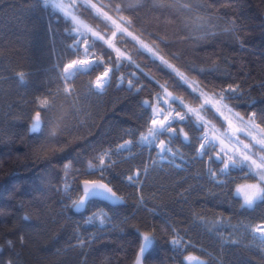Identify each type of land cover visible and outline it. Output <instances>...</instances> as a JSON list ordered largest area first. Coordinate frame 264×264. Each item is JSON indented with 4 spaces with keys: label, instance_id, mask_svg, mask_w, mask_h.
Returning <instances> with one entry per match:
<instances>
[{
    "label": "trees",
    "instance_id": "16d2710c",
    "mask_svg": "<svg viewBox=\"0 0 264 264\" xmlns=\"http://www.w3.org/2000/svg\"><path fill=\"white\" fill-rule=\"evenodd\" d=\"M88 1L104 5L102 11L118 24L121 17L131 20L122 26L204 92L238 86L224 93L225 102L246 119L255 112L264 128V0H181L190 12L179 10L174 0ZM79 13L92 30L112 37L115 29L94 10L80 7ZM198 16L207 21L202 29ZM72 27L38 0H0V264H134L141 232L155 237L144 264H185L189 255L204 264H264L259 241L243 227L264 221V203L241 208L242 197L235 195L238 185L255 181L240 179L238 169L226 176L216 154L210 153L212 161L199 154L202 133L194 118L177 122L189 140L173 138L175 156L162 159L156 148L139 141L138 133L150 126L144 101L154 104L166 88L199 107L198 93L118 33L114 43L132 62L122 59L102 92L92 85L100 68L74 78L73 95L64 94L60 66L78 58L71 55L77 39ZM107 51L112 50L97 42L96 55L105 62ZM49 93L54 108L47 117L41 111L44 123L31 131L39 110L35 101ZM205 112L224 127L211 108ZM126 140L133 141L131 151L113 155L103 178L89 168L99 153ZM136 170L140 183L133 184L126 177ZM84 179H103L125 203L94 199L81 210L73 208ZM100 212L107 215L104 224L89 222ZM176 237L186 246H174Z\"/></svg>",
    "mask_w": 264,
    "mask_h": 264
},
{
    "label": "snow or ice",
    "instance_id": "6c2138e0",
    "mask_svg": "<svg viewBox=\"0 0 264 264\" xmlns=\"http://www.w3.org/2000/svg\"><path fill=\"white\" fill-rule=\"evenodd\" d=\"M38 3L42 4L45 8L50 7L53 11L60 13L73 26L72 31L81 37L80 39H76L70 46L71 49H74L71 55L78 58L71 59L68 63L60 66L61 80L64 85L62 91L64 94L73 95L71 82L74 78L82 74H91L100 68H103L104 71L101 76H98L95 81L92 82V85L97 92H102L110 82V73H115L116 69L121 66L122 59H126L129 63L132 62L131 57L125 56L120 48L115 47L110 40H105L104 36L100 35L98 32L91 31V29L83 24L80 19L81 14L79 13V8L84 7L88 10H94L95 17L114 25L115 30L112 32V37H115L117 32L132 36V33L128 32L127 27L122 26V24L131 25V20L121 17L122 24H117L106 12L102 11L103 7H105L104 5L97 8L96 4L85 3L84 0H80L79 5L75 0H67V2H65V0H38ZM174 3L181 11H192L189 3H182L181 0H174ZM129 7H136V5L130 4ZM117 11H120L118 7ZM196 20L200 21L196 26L201 29L207 23V21L199 16ZM194 23L196 22L194 21ZM88 33H90L91 39ZM133 39H136V37H133ZM97 42H102V45H106L108 49L112 50L104 53L108 56L107 62H105L102 57L96 55L95 48ZM141 47L151 53L152 56L158 59L166 68L171 69L181 85L191 87L194 83L189 81L183 73L179 72L173 65L169 64L168 61L160 57L152 48L143 44V42H141ZM113 51L116 53L115 56H113ZM93 57L95 58L93 59ZM108 64H113V67H108ZM19 76L23 78L24 74L19 73ZM121 80H123V77H121ZM127 83L129 87L133 86V82L130 79ZM161 87L163 88V86ZM191 90L194 93H198L197 99L203 98L200 109L187 108V112L177 110L173 107V104L176 101H180L182 104L183 101L181 97L173 96L171 93L167 92L166 88H163V95L160 93L156 95L157 105L159 101L164 100L166 108L159 106L153 107L151 102L144 101V105L151 113L148 116L151 126H147L145 132L138 133L139 141L149 147L154 146L157 148V154L160 155L162 159L166 158L165 154L175 156L176 153L173 152L172 147L169 146L173 138L182 136L184 141L187 142L189 140L188 134L183 131V128H180L179 131L177 130V122L193 121L194 118V126L202 133L199 137V140L203 141L199 143V154L201 156L207 155L208 159L212 161L214 158L210 152H215V159H219L220 163L223 164V167L219 168L220 173L230 176V171L232 169H238L241 173L240 179H251L255 181L251 184L245 183L236 187L235 195L242 196L243 202L240 205L241 208L253 209L256 205L264 203V155L260 154L264 153V128H261L260 125L256 123V113H251L248 119L245 120L239 113H235L229 108L228 104L225 102L224 93H235L238 91V86L233 87L232 85H228L227 88L223 89L221 92L212 93L211 97L198 87H192ZM51 95L53 94L49 93L47 96L38 97L35 101L39 110L35 112L32 119L31 128L34 132L39 131L44 123V119L41 117V111H43L45 117H47L48 113L54 108V103L48 99V96ZM210 108H214L215 112L218 113L220 117H223V120L227 122L228 129L231 130V134H229L228 131L218 134L214 126L204 119L201 115V111H207ZM173 112H175V115L172 114ZM226 112L228 115L225 114ZM232 117L235 118L236 124L233 123ZM237 124L239 126H237ZM238 133H243L245 137H250L253 143H244ZM161 136H166L169 143L160 139ZM225 140L228 141V144H225ZM132 144V140H126L124 143L117 145L115 150H103L96 157L97 163L89 162V168L98 170V174L103 178L105 169H110L114 163L111 157L116 153L131 151ZM229 145H232V147H229ZM217 148L219 149L218 152L216 151ZM144 171L147 172V168H145ZM209 171L212 173L213 177L216 178L217 173L212 169ZM139 175L140 170H136L133 175L127 176L126 179L133 184H138L140 181L134 177H138ZM218 182L221 184L224 183V181ZM81 183L82 188L79 189V196L72 200V206L77 210L83 209L88 202L94 199L111 201L112 203L123 202V198L119 196L108 183H104L103 179H84ZM65 190H67V187ZM141 199L143 198L141 197ZM25 219H28V217H25ZM94 219L100 220L101 223L103 222V217L100 215L88 218L89 222ZM201 219L203 218L201 217ZM243 227L254 241H259L258 247L264 250V221L256 225H244ZM139 237L140 243L134 264H142L143 258L150 252L155 243V237L151 232H141L139 233ZM21 241H23L22 237ZM232 242L236 243V241ZM171 243L178 247L186 246L183 239L180 237L174 238ZM8 244L11 245L12 241L9 240ZM185 259L188 261V264H204L202 260L192 255L187 256ZM6 264H12V261L8 260Z\"/></svg>",
    "mask_w": 264,
    "mask_h": 264
},
{
    "label": "rangeland",
    "instance_id": "374dc122",
    "mask_svg": "<svg viewBox=\"0 0 264 264\" xmlns=\"http://www.w3.org/2000/svg\"><path fill=\"white\" fill-rule=\"evenodd\" d=\"M65 2H67V0H65ZM75 2L78 4V3H80V0H75ZM84 2L85 3H90L88 0H84ZM98 8V7H97ZM81 19V18H80ZM82 20V19H81ZM113 20V19H112ZM83 21V20H82ZM84 23H85V21H83ZM110 23V22H109ZM88 27H89V29H91V27L87 24V23H85ZM111 24V23H110ZM118 24V23H117ZM111 26L115 29V26L114 25H112L111 24ZM91 31H93V32H96V31H94V30H92L91 29ZM129 32V31H128ZM75 33V32H74ZM119 32H117V34H118ZM76 34V33H75ZM116 34V35H117ZM88 35H90V33H88ZM101 35V34H100ZM126 37H128V38H131V39H133V37H136L134 34H132V36H127L126 34H124ZM76 36H77V39H80L81 37L78 35V34H76ZM105 40H110L111 41V43L115 46V47H117L116 45H115V43H114V40H115V37H111V38H109V39H106L105 38ZM136 42H137V44L141 47V42H143L142 40H140L139 38H137L136 37V39H134ZM143 44H145V45H147L148 47H150V48H152L150 45H148L147 43H145V42H143ZM141 49H143L144 51H146L144 48H142L141 47ZM153 49V48H152ZM154 50V49H153ZM155 51V50H154ZM122 52V51H121ZM147 52V51H146ZM156 52V51H155ZM123 53V52H122ZM149 53V52H148ZM157 53V52H156ZM151 54V53H150ZM158 54V53H157ZM125 56H126V54H124ZM152 55V54H151ZM83 58V57H82ZM95 57H93V59H94ZM111 74V73H110ZM102 75V74H101ZM100 75V76H101ZM189 81H192V80H189ZM192 82H194L192 85H191V88L192 87H198L201 91H203L201 88H200V86H199V84L196 82V81H192ZM168 92V91H167ZM204 92V91H203ZM204 93H206V92H204ZM209 97H211V95L210 94H208V93H206ZM165 99H166V97H165ZM202 99V101H203V98H201ZM183 101V100H182ZM156 106H159V107H163V108H166V104L164 103V100H161V101H159V104L157 105V102H156V99L154 100V104H153V107H156ZM229 106V105H228ZM173 107L174 108H176L177 110H179V111H181V112H187V108H194V109H200V106L199 107H194V106H192V105H190V104H188V103H186V102H184L183 101V103L181 104L180 103V101H176L174 104H173ZM229 108H231L230 106H229ZM214 112H215V109L214 108H211ZM232 109V108H231ZM233 110V112H235V113H238V112H236L234 109H232ZM173 115H175V112H173L172 113ZM215 114L216 115H218L219 116V114L218 113H216L215 112ZM226 115H228V113L226 112L225 113ZM201 115L204 117V119L205 120H207V121H209L210 122V124L212 125V126H214V129L215 130H217V133L219 134V133H223V132H225V131H228L229 132V134H231V130L230 129H228V126H227V122H225L224 120H223V117H220L221 118V120H222V122L224 123V127H222V126H220V125H218V124H215V123H213V122H211L210 120H209V118L207 117V115H206V112L205 111H201ZM241 116V115H240ZM232 119H233V123L234 124H236L237 122H236V120H235V118L234 117H232ZM245 120H247L246 118H244ZM32 125V124H31ZM151 126V125H150ZM237 126H239L238 124H237ZM207 130V129H206ZM31 131H32V128H31ZM258 131V130H257ZM254 134H256V133H254ZM238 135H240V137H241V139L243 140V142L244 143H246V144H251V143H253V141L251 140V138L250 137H245L244 136V134L243 133H238ZM161 139V138H160ZM163 140V139H162ZM203 142V141H202ZM142 143V142H141ZM143 145H145V146H148V145H146V144H144V143H142ZM225 144H228V141L227 140H225ZM152 147H154V146H152ZM229 147H232V145H229ZM155 148V147H154ZM157 149V148H156ZM255 150V149H254ZM157 151H158V149H157ZM216 151L218 152L219 151V149L217 148L216 149ZM212 155L213 154H216L215 152H210ZM261 155H264V153H260ZM165 159V158H164ZM248 184H251V183H248ZM242 197V196H241ZM96 215H100V216H102L103 217V222L101 223L100 222V220H97V219H94L95 221H97V222H99L100 224H104L105 223V219H106V217H107V215H106V213L105 212H100V213H97ZM95 216V215H94ZM178 247V246H177Z\"/></svg>",
    "mask_w": 264,
    "mask_h": 264
},
{
    "label": "water",
    "instance_id": "95a60500",
    "mask_svg": "<svg viewBox=\"0 0 264 264\" xmlns=\"http://www.w3.org/2000/svg\"><path fill=\"white\" fill-rule=\"evenodd\" d=\"M104 182V181H103ZM106 183V182H104ZM81 188H82V183L80 184ZM110 186V185H109ZM111 187V186H110ZM114 190V189H113ZM115 191V190H114ZM119 195V194H118ZM120 196V195H119ZM122 197V196H121ZM123 198V197H122ZM96 200H100V201H103L111 206H120V205H123L125 203V199L123 198V202L121 203H112L111 201H104V200H101V199H96ZM184 263L185 264H188V261L185 259L184 260ZM142 264H144V258H143V261H142Z\"/></svg>",
    "mask_w": 264,
    "mask_h": 264
},
{
    "label": "bare ground",
    "instance_id": "6f19581e",
    "mask_svg": "<svg viewBox=\"0 0 264 264\" xmlns=\"http://www.w3.org/2000/svg\"><path fill=\"white\" fill-rule=\"evenodd\" d=\"M83 22V21H82ZM83 24L87 27V28H89L84 22H83Z\"/></svg>",
    "mask_w": 264,
    "mask_h": 264
}]
</instances>
